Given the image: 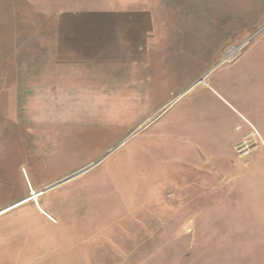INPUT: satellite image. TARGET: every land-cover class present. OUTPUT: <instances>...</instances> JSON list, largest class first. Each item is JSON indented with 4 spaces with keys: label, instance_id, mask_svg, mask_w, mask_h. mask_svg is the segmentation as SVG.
<instances>
[{
    "label": "rangeland",
    "instance_id": "374dc122",
    "mask_svg": "<svg viewBox=\"0 0 264 264\" xmlns=\"http://www.w3.org/2000/svg\"><path fill=\"white\" fill-rule=\"evenodd\" d=\"M0 264H264V0H0Z\"/></svg>",
    "mask_w": 264,
    "mask_h": 264
},
{
    "label": "crops",
    "instance_id": "0c3cea01",
    "mask_svg": "<svg viewBox=\"0 0 264 264\" xmlns=\"http://www.w3.org/2000/svg\"><path fill=\"white\" fill-rule=\"evenodd\" d=\"M82 13L85 12L78 11L73 16L74 19L72 22L74 24L72 25L68 23L57 25L58 31L63 33L61 36V42L58 40V45H61V48H57V53L61 55L63 65L83 66V64H95L97 59L102 60L105 56L110 57L109 53L105 50L103 52H100V49H102V47H106V50L110 49L111 47L118 48V50L124 55L127 54L126 52H129L127 47L130 45L128 33L133 32L132 28H130L129 26H121L119 24H115L116 26H114L113 24L111 26L106 24V26L97 24H84L82 23V18H84V15H82ZM77 87L81 88L80 85H78ZM86 88L83 87L81 88V90ZM94 105V107H97L96 103H94ZM75 107H77V105L72 106L73 110L71 109V112H74ZM107 111L110 112L112 111V109L110 108ZM100 160L101 159L96 160V162L89 164L85 168L73 173L72 175L66 177L65 179L61 180V182L55 185L68 181L76 177L77 175L88 171L89 169L94 167ZM30 190H32V193H29V196L30 194H34L29 199L31 201L38 200L39 194L43 193L34 191V188H31ZM38 205L39 204L36 205L37 209L44 213L41 207L39 208Z\"/></svg>",
    "mask_w": 264,
    "mask_h": 264
},
{
    "label": "built area",
    "instance_id": "2783aa9c",
    "mask_svg": "<svg viewBox=\"0 0 264 264\" xmlns=\"http://www.w3.org/2000/svg\"><path fill=\"white\" fill-rule=\"evenodd\" d=\"M34 191H36V190H34ZM29 193H32V190H30V192H29ZM33 195H34V194H32V195L30 194V197H32Z\"/></svg>",
    "mask_w": 264,
    "mask_h": 264
},
{
    "label": "bare ground",
    "instance_id": "6f19581e",
    "mask_svg": "<svg viewBox=\"0 0 264 264\" xmlns=\"http://www.w3.org/2000/svg\"><path fill=\"white\" fill-rule=\"evenodd\" d=\"M201 80V79H200Z\"/></svg>",
    "mask_w": 264,
    "mask_h": 264
}]
</instances>
